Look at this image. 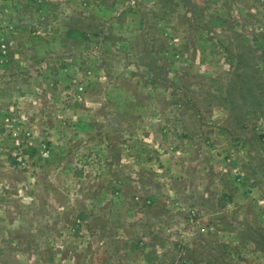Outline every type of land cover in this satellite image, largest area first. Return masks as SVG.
I'll return each instance as SVG.
<instances>
[{"label": "rangeland", "instance_id": "374dc122", "mask_svg": "<svg viewBox=\"0 0 264 264\" xmlns=\"http://www.w3.org/2000/svg\"><path fill=\"white\" fill-rule=\"evenodd\" d=\"M0 264H264V0H0Z\"/></svg>", "mask_w": 264, "mask_h": 264}]
</instances>
